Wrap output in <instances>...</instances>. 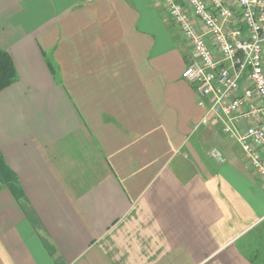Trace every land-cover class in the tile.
Listing matches in <instances>:
<instances>
[{"label": "crops", "instance_id": "0c3cea01", "mask_svg": "<svg viewBox=\"0 0 264 264\" xmlns=\"http://www.w3.org/2000/svg\"><path fill=\"white\" fill-rule=\"evenodd\" d=\"M0 49V264H257L264 179L162 0H0Z\"/></svg>", "mask_w": 264, "mask_h": 264}, {"label": "built area", "instance_id": "2783aa9c", "mask_svg": "<svg viewBox=\"0 0 264 264\" xmlns=\"http://www.w3.org/2000/svg\"><path fill=\"white\" fill-rule=\"evenodd\" d=\"M162 2L192 51L181 75L195 84L198 105L205 108L201 122L213 115L264 179V128L242 125L264 119V0ZM242 78L247 86L240 87ZM251 101L257 103L240 111Z\"/></svg>", "mask_w": 264, "mask_h": 264}, {"label": "trees", "instance_id": "16d2710c", "mask_svg": "<svg viewBox=\"0 0 264 264\" xmlns=\"http://www.w3.org/2000/svg\"><path fill=\"white\" fill-rule=\"evenodd\" d=\"M16 78H17L16 70L10 55L4 50L0 49V90L13 83ZM0 181L4 182L5 184L6 183L10 184L13 181L12 173L4 163L1 156H0ZM256 248H258V246ZM249 255L252 256L253 260L254 257L257 256L256 251L255 254L254 251H250Z\"/></svg>", "mask_w": 264, "mask_h": 264}, {"label": "rangeland", "instance_id": "374dc122", "mask_svg": "<svg viewBox=\"0 0 264 264\" xmlns=\"http://www.w3.org/2000/svg\"><path fill=\"white\" fill-rule=\"evenodd\" d=\"M184 49L188 53V47L186 45H184ZM248 124L249 125H253V123L251 121H249ZM208 151H209V149H208ZM245 164H246V162H245ZM261 232L263 233V230H261ZM259 238H262V239L261 240H257L256 238L255 239H252V238L249 239V237H248V239L250 241H253V244L256 245V246H254L251 243V247H250V249H252V251H254V254H255V251H256L257 256L254 257L255 262L257 264H264V233ZM257 246H258V248H256Z\"/></svg>", "mask_w": 264, "mask_h": 264}]
</instances>
